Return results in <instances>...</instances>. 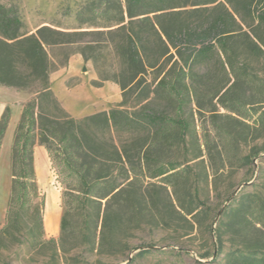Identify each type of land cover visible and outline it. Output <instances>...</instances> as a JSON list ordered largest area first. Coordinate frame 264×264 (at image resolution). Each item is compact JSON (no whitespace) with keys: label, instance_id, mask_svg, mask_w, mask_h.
<instances>
[{"label":"trees","instance_id":"trees-1","mask_svg":"<svg viewBox=\"0 0 264 264\" xmlns=\"http://www.w3.org/2000/svg\"><path fill=\"white\" fill-rule=\"evenodd\" d=\"M99 3L103 16L110 17L113 23L104 28H113L107 34L116 36L114 47L121 59L122 67L115 80L122 90L120 108L126 107L130 96L147 83L145 76L149 70L154 73V97L151 98L150 91L132 111L117 108L84 119L69 116L51 90L52 68L46 47L79 45V37L88 32H63L43 26L29 35L24 33L17 7L0 3V85L20 90L38 85L37 96L23 107L14 133L11 192L6 222L0 230L2 249L17 242V235L27 229L31 247L48 245L68 251L66 216L61 219L59 240L44 238L46 199L38 186L37 145L49 154L66 189L67 214L76 203H81L86 209L85 225L89 226L88 209L98 208L99 218L105 202L97 243L100 251L111 244L110 235L118 225L112 216L115 208L128 205L129 190L137 184L142 186L146 179H159L171 187L180 214L198 223L203 210L194 205L189 189L191 168L177 161L153 160L155 151L174 150L186 143L190 124L181 118L182 110L191 98V84L203 78L194 72V66L209 64L218 56L228 79L214 95L217 104L240 117H249L248 112L251 117L257 116V122H264V78L250 72L240 52V44L244 42L246 53L264 55V0H99ZM189 6L193 7L191 12L182 10ZM186 15H197V22L189 23ZM90 49H95L93 44L81 48L85 60L89 59L85 50ZM150 86L146 84L143 89ZM243 87L249 88L256 102H244L237 94ZM158 99L173 106L175 114L169 116L152 108V100ZM10 118L7 108L0 120V150ZM115 131L127 132L131 138L119 143L112 137L106 138ZM139 131L149 134L143 139L132 138ZM244 160L249 161V156ZM179 188L186 191L183 196L179 195ZM141 198L145 202V197ZM146 206L137 212L141 219ZM225 235L232 245L239 246L227 253L226 264H264V198L243 194L235 206H229L220 222V246Z\"/></svg>","mask_w":264,"mask_h":264},{"label":"rangeland","instance_id":"rangeland-1","mask_svg":"<svg viewBox=\"0 0 264 264\" xmlns=\"http://www.w3.org/2000/svg\"><path fill=\"white\" fill-rule=\"evenodd\" d=\"M0 3L17 7L24 23V33L29 35L43 26L63 32H88L79 37V45L46 47L52 68L50 84L53 79L54 84L65 82L67 88L72 89L90 75L95 76V80L91 81L94 87L115 83L122 64L114 47L116 36L107 34L113 28H104L113 23L110 17L103 16L99 0H0ZM182 10L191 12L193 7ZM186 17L189 23L198 20L197 15ZM245 29L249 31V28ZM87 44H93L95 49L85 50L89 57L85 60L81 48ZM246 50L244 42L241 43L242 61L250 72L264 78V55L257 57L246 53ZM77 55L83 58L79 63L74 61ZM193 70L203 78L193 84L188 81L192 87L191 98L186 101L181 114V118L190 124L186 143L179 144L174 150L155 151L153 160L177 161L191 168L189 189L195 199L194 205L203 210L199 222L195 223L190 216L180 214L171 187L159 179H146L142 186L137 184L129 190L128 205L115 208L112 216L118 225L110 235L111 244L100 251L97 243L105 202L99 218L98 208L88 209L91 215L89 226L85 225L86 209L81 203H76L67 214L66 189L61 185L47 153L38 173L36 171L38 186L46 204L51 196L56 198L60 221L66 216L68 251L62 252L58 247L48 245L31 247L27 229H24L17 235V242L7 244L5 249L0 247V264H226L227 253L239 246L232 245L227 235L223 236L222 246L219 245L218 233L224 211L229 206H235L243 194H258L264 198V122H257V116L251 117L248 112L249 117H240L217 104L214 95L228 79L227 73L220 68L218 56L209 64L194 66ZM153 78L154 73L149 70L145 76L147 83L130 96L126 107L120 108L123 101L120 88L118 101L115 96H110L101 99L94 109L100 112L117 108L132 111L150 91L151 98L154 97ZM146 84L151 86L143 89ZM37 90L38 85L32 84L25 90L11 88L8 95L15 99L23 97L27 100L25 106L36 98ZM237 94L247 103L257 100L249 88H239ZM60 106L71 116L62 103ZM151 107L169 116L176 112L163 99L152 100ZM12 129L13 125L0 150V230L6 222L12 184ZM148 134L147 131L134 132L132 138L143 139ZM130 135L115 131L106 138L112 137L119 143L131 138ZM246 156H249V161L244 160ZM185 192L183 188L178 189L180 196ZM141 196L145 197V202ZM144 205H147V210L141 219L137 212ZM45 226V240H59L60 224L55 234L48 233Z\"/></svg>","mask_w":264,"mask_h":264},{"label":"crops","instance_id":"crops-1","mask_svg":"<svg viewBox=\"0 0 264 264\" xmlns=\"http://www.w3.org/2000/svg\"><path fill=\"white\" fill-rule=\"evenodd\" d=\"M82 59H83L82 56L77 55L74 61L75 63H79ZM74 66L75 65H72V67ZM94 80H95V76L90 75L87 80L85 79L76 87L69 89L67 88L65 82H62L60 84H54V80L51 79V83H52L51 90L53 91L58 101L62 103L63 108L74 119H82L100 112L99 110L96 111L94 108L98 106V102H100L101 99H108V97L110 96H115L117 99L116 101H118L119 99L118 94L120 91V87L118 84L109 82L102 87H94L91 84V81ZM9 89L11 88L0 85V120L7 108H9L11 111L10 123L7 128L3 142H5L6 136L9 135L10 133L11 125H13L12 132L15 133L16 126L21 119L24 103L27 101L21 96L16 99L9 97L8 95ZM14 110L16 114H14ZM37 146L38 147L35 149V168L38 173V169H40L43 161L45 160L47 151L45 150L44 147L39 145ZM51 199L50 202L47 201L46 206L50 205L51 207L56 206L58 208L56 198L54 196H51ZM59 224L61 225L60 215H59L58 224L57 226H55L56 228L54 227L48 230L46 226L45 225L44 226L48 233L55 234L59 230Z\"/></svg>","mask_w":264,"mask_h":264},{"label":"bare ground","instance_id":"bare-ground-1","mask_svg":"<svg viewBox=\"0 0 264 264\" xmlns=\"http://www.w3.org/2000/svg\"><path fill=\"white\" fill-rule=\"evenodd\" d=\"M53 199H51V200H53ZM58 221H59V210H58V208L56 206L51 207L50 205H47L46 212H45V225H46V228L48 230H50L51 228H54L55 226H57Z\"/></svg>","mask_w":264,"mask_h":264}]
</instances>
